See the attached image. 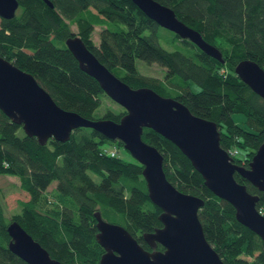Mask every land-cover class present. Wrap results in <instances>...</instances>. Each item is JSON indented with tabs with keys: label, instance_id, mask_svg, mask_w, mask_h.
Listing matches in <instances>:
<instances>
[{
	"label": "trees",
	"instance_id": "trees-1",
	"mask_svg": "<svg viewBox=\"0 0 264 264\" xmlns=\"http://www.w3.org/2000/svg\"><path fill=\"white\" fill-rule=\"evenodd\" d=\"M17 1L15 16L0 18V56L30 73L59 107L93 120L118 122L125 114L124 109L119 113L108 109L95 116L102 98L109 97L67 49L65 40L76 33L131 88H150L215 122L220 146L233 163L248 166L264 140V97L234 68L245 57L264 68V0H155L216 47L223 62L160 27L130 0H50L52 8L43 0ZM95 28L98 42L93 40ZM160 40L172 49L164 48ZM136 60L158 64L163 77L140 73ZM237 113L244 115L243 126L232 118ZM142 139L163 156L167 180L180 192L203 200L198 218L221 259L226 264H264L260 235L236 220L233 206L205 186L181 150L149 128L143 129ZM105 144L115 147L114 156ZM118 147L122 142L85 127L75 129L66 142L51 138L41 145L0 111V175L17 177L28 194L11 218L0 200V264H27L8 249L11 221L63 264H99L104 250L96 240V212L125 228L150 251L143 236L162 226L161 209L148 196L142 165L121 158ZM234 178L259 195L256 206L264 214V191L238 173ZM155 249L163 247L157 244Z\"/></svg>",
	"mask_w": 264,
	"mask_h": 264
},
{
	"label": "water",
	"instance_id": "water-1",
	"mask_svg": "<svg viewBox=\"0 0 264 264\" xmlns=\"http://www.w3.org/2000/svg\"><path fill=\"white\" fill-rule=\"evenodd\" d=\"M160 27L188 39L205 54L223 62L221 52L201 34L179 20L174 11L155 0H130ZM50 8V0H43ZM17 0H0V18L15 16ZM79 68L93 77L103 92L124 108L118 122L87 119L59 107L50 94L28 72L0 56V111L22 127L25 135L36 137L44 145L48 139L66 142L81 127L91 128L110 141H120L125 150L142 165L150 200L161 209V227L145 233L151 250L144 249L122 226L107 222L98 212L96 240L103 248L99 264H226L204 235L198 218L203 205L199 197L184 194L166 178L163 156L142 139L149 128L175 144L202 176L205 186L217 197L230 203L236 220L260 235L264 245V214L257 208L259 195L249 193L238 183V173L264 191V140L247 167L233 163L220 146V131L215 122L196 116L181 102L163 97L147 87L131 88L105 65L76 34L65 40ZM235 74L264 97V68L251 57L239 61ZM8 249L27 264H63L29 235L16 221L7 227ZM160 244L163 250H156Z\"/></svg>",
	"mask_w": 264,
	"mask_h": 264
},
{
	"label": "rangeland",
	"instance_id": "rangeland-1",
	"mask_svg": "<svg viewBox=\"0 0 264 264\" xmlns=\"http://www.w3.org/2000/svg\"><path fill=\"white\" fill-rule=\"evenodd\" d=\"M72 30L76 32V27L72 26ZM98 31L99 28H95L93 32V40L95 42H98ZM161 45L171 50L172 48L165 44L163 40H160ZM136 66L140 73L144 75L154 76L162 78L164 75V70H162V67H160L156 63L147 64L144 61L136 60ZM121 70V69H119ZM119 73V71H118ZM191 88L193 90H197V87L195 85H191ZM112 110L115 113H119L123 107H121L116 102L112 101L110 98H102L101 105L95 110V116L101 117L103 113L106 110ZM233 120L243 126V121L245 120L244 115L237 113L232 115ZM107 149H112L113 147L109 144H105ZM117 154L127 160V161H133V157L129 154L127 150L124 149V147H118L117 148ZM135 160V159H134ZM55 182L51 184L53 186ZM52 188V187H51ZM28 199V194L21 190L19 180L15 176H7V175H0V200L3 205L4 212L8 218H11L14 214L20 212V206L18 204L19 201H24Z\"/></svg>",
	"mask_w": 264,
	"mask_h": 264
},
{
	"label": "built area",
	"instance_id": "built-area-1",
	"mask_svg": "<svg viewBox=\"0 0 264 264\" xmlns=\"http://www.w3.org/2000/svg\"><path fill=\"white\" fill-rule=\"evenodd\" d=\"M116 154V149L113 147L111 150H109V155L114 156Z\"/></svg>",
	"mask_w": 264,
	"mask_h": 264
},
{
	"label": "bare ground",
	"instance_id": "bare-ground-1",
	"mask_svg": "<svg viewBox=\"0 0 264 264\" xmlns=\"http://www.w3.org/2000/svg\"><path fill=\"white\" fill-rule=\"evenodd\" d=\"M228 153V152H227ZM229 154V156L231 157V154L230 153H228Z\"/></svg>",
	"mask_w": 264,
	"mask_h": 264
}]
</instances>
